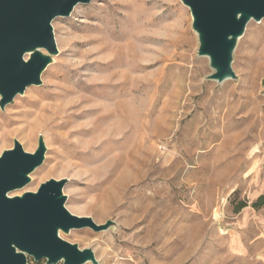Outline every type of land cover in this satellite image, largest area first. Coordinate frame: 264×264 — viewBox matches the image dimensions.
Returning <instances> with one entry per match:
<instances>
[{
	"label": "rangeland",
	"instance_id": "374dc122",
	"mask_svg": "<svg viewBox=\"0 0 264 264\" xmlns=\"http://www.w3.org/2000/svg\"><path fill=\"white\" fill-rule=\"evenodd\" d=\"M149 1L78 2L51 21L56 52L40 49L50 58L40 84L0 106V154L14 141L26 152L45 146L29 182L8 195L64 179V207L102 226L60 231L92 251L83 264H246L236 250L245 254L246 222L264 208L251 206L264 194V18L236 38L234 75L216 80L189 7ZM68 101L95 111L63 123ZM100 133L108 139L84 151Z\"/></svg>",
	"mask_w": 264,
	"mask_h": 264
},
{
	"label": "water",
	"instance_id": "95a60500",
	"mask_svg": "<svg viewBox=\"0 0 264 264\" xmlns=\"http://www.w3.org/2000/svg\"><path fill=\"white\" fill-rule=\"evenodd\" d=\"M88 0H0V106L30 85L40 84L41 72L56 52L51 21L66 16L78 2ZM189 7L197 32L199 54L208 56L215 72L211 79L233 76L231 52L250 19L264 18V0H182ZM31 51L27 59L24 55ZM45 146L39 139L34 152L18 141L0 154V264L94 262L89 248L80 249L58 235L71 228L96 225L89 217L70 213L63 205L64 179H50L34 192L9 196L29 182V173L42 164Z\"/></svg>",
	"mask_w": 264,
	"mask_h": 264
},
{
	"label": "bare ground",
	"instance_id": "6f19581e",
	"mask_svg": "<svg viewBox=\"0 0 264 264\" xmlns=\"http://www.w3.org/2000/svg\"><path fill=\"white\" fill-rule=\"evenodd\" d=\"M145 2H148V1H145ZM149 2H155V1H149ZM76 6V5H75ZM75 6L73 8H75ZM72 8V9H73ZM31 51H27L25 54H28L30 53ZM72 98V97H71ZM67 100V98H66ZM65 101V100H64ZM85 102V101H84ZM82 103V102H81ZM81 103L79 102H76V101H68L67 103L63 104L61 109L59 111V116L62 118V117H65V120L63 121V123H70V124H73V118L75 117H79V116H83L85 114H87L88 112H93L95 111L94 108L92 107H89V106H85V105H82ZM86 104V103H85ZM127 111V115L129 117H132L134 118L135 115H136V110L134 108H127L126 109ZM120 113V112H119ZM95 116V115H94ZM93 117V116H92ZM100 118H103L104 116L100 115L99 116ZM99 118V119H100ZM113 118V117H112ZM90 119V118H89ZM122 119V118H121ZM130 119V118H129ZM97 120V118H96ZM125 120V119H124ZM127 120V119H126ZM83 121V120H82ZM115 121V120H114ZM78 122V121H76ZM74 122V123H76ZM62 123V124H63ZM109 123V122H108ZM121 123V122H120ZM112 124V122H111ZM115 124V127H114V130H113V135H118V134H122L120 133L121 130H120V125L119 123H114ZM109 125V124H108ZM113 125V124H112ZM36 126V125H35ZM71 126V125H70ZM122 126V125H121ZM110 127V126H108ZM98 127L93 123L92 125H79L77 126V128H74L73 130L71 131H68L69 133L70 132H76L78 134H83L84 132L86 131H94L96 130ZM107 128V127H106ZM108 130H111V129H108ZM107 132V131H106ZM106 134V133H105ZM91 135V134H90ZM78 136V135H77ZM23 137L27 140V143L30 144V141L32 139V133H24L23 134ZM80 137V136H79ZM2 138L3 140L5 139V133H3L2 135ZM108 138L103 135L102 133H100L99 135L97 134L95 137H93L92 139H90L89 143L83 147V150H87L88 148L90 147H93L94 145L98 144L99 145L103 142H105ZM86 143V142H85ZM88 154V153H87ZM68 163V162H66ZM76 169V168H75ZM105 170V169H104ZM68 173V172H67ZM74 173V172H73ZM64 178V177H63ZM95 180V179H94ZM58 235L61 237V232L58 231Z\"/></svg>",
	"mask_w": 264,
	"mask_h": 264
},
{
	"label": "crops",
	"instance_id": "0c3cea01",
	"mask_svg": "<svg viewBox=\"0 0 264 264\" xmlns=\"http://www.w3.org/2000/svg\"><path fill=\"white\" fill-rule=\"evenodd\" d=\"M252 217L246 222L251 234V244L246 247L243 255L236 250L235 258L244 260L246 264H264V208L252 209Z\"/></svg>",
	"mask_w": 264,
	"mask_h": 264
},
{
	"label": "trees",
	"instance_id": "16d2710c",
	"mask_svg": "<svg viewBox=\"0 0 264 264\" xmlns=\"http://www.w3.org/2000/svg\"><path fill=\"white\" fill-rule=\"evenodd\" d=\"M247 204L245 202H241L236 208L235 211L240 210L241 208L245 207ZM251 206L255 209H258L262 206H264V194H261L256 200L255 202H253L251 204ZM45 264V263H44Z\"/></svg>",
	"mask_w": 264,
	"mask_h": 264
}]
</instances>
